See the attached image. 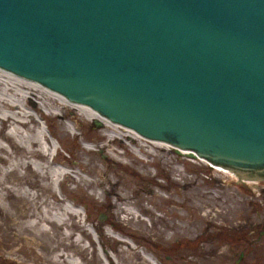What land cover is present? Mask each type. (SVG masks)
<instances>
[{"label": "water", "instance_id": "obj_1", "mask_svg": "<svg viewBox=\"0 0 264 264\" xmlns=\"http://www.w3.org/2000/svg\"><path fill=\"white\" fill-rule=\"evenodd\" d=\"M0 68L264 181V0H0Z\"/></svg>", "mask_w": 264, "mask_h": 264}, {"label": "rangeland", "instance_id": "obj_2", "mask_svg": "<svg viewBox=\"0 0 264 264\" xmlns=\"http://www.w3.org/2000/svg\"><path fill=\"white\" fill-rule=\"evenodd\" d=\"M32 101L27 109L51 146L44 162H32L50 166L44 173L68 177L54 173L49 181L33 168H17L25 161L20 140L5 139L8 130L0 124V145L6 148L0 153V264H57L58 253L72 264H109L100 246L123 253L119 259L126 253L131 264H147L139 253L160 264H264V181L240 182L77 108H44L38 99ZM48 186L79 213L66 222L80 244L66 238L59 246L58 235L36 238L20 228L21 215L39 214L36 204L48 199ZM24 190L36 198L15 195ZM53 231L66 232L63 227ZM108 232L120 234L138 254L117 248Z\"/></svg>", "mask_w": 264, "mask_h": 264}, {"label": "bare ground", "instance_id": "obj_3", "mask_svg": "<svg viewBox=\"0 0 264 264\" xmlns=\"http://www.w3.org/2000/svg\"><path fill=\"white\" fill-rule=\"evenodd\" d=\"M39 100V105L43 106L44 108H50V107H56V108H62L66 105L77 108L78 110L82 111L86 116L90 117L91 119H99L103 122H106L112 127H118L121 128L119 125L110 122L106 118L100 116L97 112L92 110L90 107L79 104V103H73L68 101L66 98H64L62 95H58L56 92H52L48 88L40 85L37 82L25 79L23 77L17 76L9 71H6L4 69L0 68V124L2 126V129L6 128L8 130L7 136H4L5 139H11L12 138H18L20 140V149L21 153L23 155V161L21 164L17 166V168H24L25 170H32L37 175H40L41 172H43L44 169L47 170L50 166H44V164L41 165H34L32 160L39 159L44 162L46 153L49 151V148L51 147L48 139L46 136L39 131L38 122L35 120L33 115L28 111V103L33 102L32 100ZM61 100V101H60ZM34 103V102H33ZM36 111H39L38 107L35 108ZM123 129V128H122ZM127 130V129H126ZM135 135V137L148 141L151 143H156L158 145L168 146L165 143H160L156 141H151L148 139H145L138 134H136L134 131H130ZM46 145L47 147L44 148L43 145ZM182 154H188V152L185 151H177ZM0 153H6V148L2 145H0ZM189 155V154H188ZM192 156V155H190ZM194 157V156H193ZM0 159L3 160V158L0 155ZM55 159V158H54ZM53 159V160H54ZM201 160V159H200ZM205 163H207L204 160H201ZM209 166L214 168L217 171H221L223 173L233 175L234 174L231 171H228L226 169H222L221 167L212 166L209 163H207ZM56 173V175L59 176H65L68 177L67 174L51 170V172L46 171L43 176L47 180L53 179V174ZM62 181L58 182L60 185ZM28 184V183H27ZM51 187H45V191L50 192V196H48L47 200H53L54 202L49 201H43L40 206L36 204L37 210L39 211V214L37 213H30L29 215H21V219H24L25 221L20 224V228H22L23 231L28 230L31 232V234L34 237H38L42 234H50L51 238L59 236L60 240H58L59 246L63 245V241L66 238H74V241L72 244H80V241H77L75 239V229L74 226H69L67 224V220H70L72 216H78L79 213L72 210L67 204H65V201L57 196L55 193L51 192ZM4 190V189H3ZM10 192V191H9ZM10 195H14V193L10 192ZM15 195H22L23 197H28L30 199H35L36 196L32 195L29 191H18ZM45 208V211L42 209ZM55 210V212L53 211ZM56 228L59 230V227L63 230H66L65 233H62L61 231L58 232V234H54L53 228ZM108 234L111 236L113 242L115 245H117V248H121L123 246H126V249H131L134 251V249L131 246H128L126 243V239H124L120 234H114V232H108ZM62 238V241H61ZM58 239V238H57ZM97 241H99L97 239ZM101 244V243H100ZM99 245V242H98ZM100 246V245H99ZM85 249V248H84ZM100 255L106 259H108L109 264H131L128 259L126 253L123 256V259L118 258V254L120 251L117 249L115 252L117 254H111L108 253L104 248L100 246ZM135 255L138 254V252L134 251ZM1 254V253H0ZM109 254V255H108ZM123 254V253H120ZM139 260L140 262H147V264H160L158 261L154 260L150 257V261L147 259V256H142V253H139ZM110 257L114 260L110 259ZM57 264H72L69 262L67 256L65 253H58L56 256ZM149 258V257H148ZM15 260L18 261V259L15 258ZM19 263H23V261L19 260ZM80 264H85L84 261Z\"/></svg>", "mask_w": 264, "mask_h": 264}, {"label": "flooded vegetation", "instance_id": "obj_4", "mask_svg": "<svg viewBox=\"0 0 264 264\" xmlns=\"http://www.w3.org/2000/svg\"><path fill=\"white\" fill-rule=\"evenodd\" d=\"M264 232V231H263Z\"/></svg>", "mask_w": 264, "mask_h": 264}]
</instances>
